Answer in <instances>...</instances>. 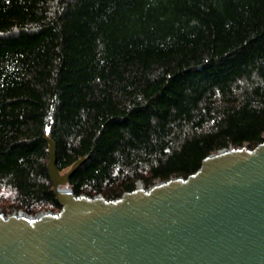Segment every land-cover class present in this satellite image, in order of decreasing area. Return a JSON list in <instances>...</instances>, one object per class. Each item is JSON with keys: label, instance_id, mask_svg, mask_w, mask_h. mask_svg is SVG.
Wrapping results in <instances>:
<instances>
[{"label": "trees", "instance_id": "16d2710c", "mask_svg": "<svg viewBox=\"0 0 264 264\" xmlns=\"http://www.w3.org/2000/svg\"><path fill=\"white\" fill-rule=\"evenodd\" d=\"M264 137V0H0V209L121 197Z\"/></svg>", "mask_w": 264, "mask_h": 264}, {"label": "water", "instance_id": "95a60500", "mask_svg": "<svg viewBox=\"0 0 264 264\" xmlns=\"http://www.w3.org/2000/svg\"><path fill=\"white\" fill-rule=\"evenodd\" d=\"M49 142L61 207L0 215V264H264V137L208 155L186 178L139 182L115 199L73 194L66 180L82 159L59 176Z\"/></svg>", "mask_w": 264, "mask_h": 264}, {"label": "built area", "instance_id": "2783aa9c", "mask_svg": "<svg viewBox=\"0 0 264 264\" xmlns=\"http://www.w3.org/2000/svg\"><path fill=\"white\" fill-rule=\"evenodd\" d=\"M244 146H245V145H244ZM231 148H233V147L229 146V147H227V148H222V149H220V150H218V151L228 150V149H231ZM218 151H217V152H218ZM160 182H161V181H156L154 184H152L151 186L146 187V188H150V187H152V186H154V185H156V184H159ZM93 196H101V195H100V194H95V195H93ZM58 211H59V210H57V211L42 210V211H39V212L34 213V214H29V213H25V212H23V211H21V210H15V211H12V212H10V213H4V212L0 209V215H1V216H4V217L9 216V215H24V216L29 217V218H37V217H39V216L42 215V214H47V213H57Z\"/></svg>", "mask_w": 264, "mask_h": 264}, {"label": "bare ground", "instance_id": "6f19581e", "mask_svg": "<svg viewBox=\"0 0 264 264\" xmlns=\"http://www.w3.org/2000/svg\"><path fill=\"white\" fill-rule=\"evenodd\" d=\"M63 189H65V187L61 186V187L58 188V190H63Z\"/></svg>", "mask_w": 264, "mask_h": 264}, {"label": "rangeland", "instance_id": "374dc122", "mask_svg": "<svg viewBox=\"0 0 264 264\" xmlns=\"http://www.w3.org/2000/svg\"><path fill=\"white\" fill-rule=\"evenodd\" d=\"M57 174H58L59 176H61V175L63 174V172H57Z\"/></svg>", "mask_w": 264, "mask_h": 264}]
</instances>
